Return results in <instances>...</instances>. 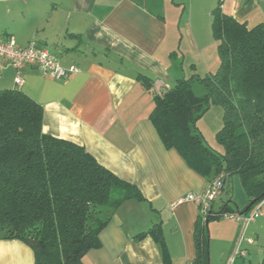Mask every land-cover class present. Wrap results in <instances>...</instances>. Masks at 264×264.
Instances as JSON below:
<instances>
[{
    "label": "crops",
    "instance_id": "crops-1",
    "mask_svg": "<svg viewBox=\"0 0 264 264\" xmlns=\"http://www.w3.org/2000/svg\"><path fill=\"white\" fill-rule=\"evenodd\" d=\"M219 4L249 28L264 24V0H0V40L12 38L20 47L34 42L64 68L79 69L56 80L28 65L18 86L16 70L1 61L0 91L16 89L36 101L45 134L85 148L145 198L121 205L84 264H166L153 238L136 239L155 224L162 226L168 264L194 261L199 208L171 205L202 194L209 180L176 149L165 148L150 119L153 92L137 77L152 80L158 92L180 79L214 74L220 59L211 16ZM233 177L213 213L226 204L237 212L248 206L245 195L235 198ZM208 223L209 264H263L264 206L248 227L222 218ZM33 255L21 241L0 239V264H35Z\"/></svg>",
    "mask_w": 264,
    "mask_h": 264
},
{
    "label": "trees",
    "instance_id": "trees-1",
    "mask_svg": "<svg viewBox=\"0 0 264 264\" xmlns=\"http://www.w3.org/2000/svg\"><path fill=\"white\" fill-rule=\"evenodd\" d=\"M211 17L220 59L214 74L180 79L158 92L152 80L137 77L153 92L150 119L165 148L176 149L209 182L238 176L248 199L242 212L226 204L206 220L199 217L192 264H209L208 222L227 213L248 215L264 201V24L249 28L221 4ZM194 83L202 96L194 95ZM212 107L223 110L215 136L221 151L208 147L198 128ZM43 113L23 92L0 91V239L29 245L35 264H84L121 205L145 198L85 148L45 134ZM145 237L160 245L168 264L162 226L152 225L136 239Z\"/></svg>",
    "mask_w": 264,
    "mask_h": 264
},
{
    "label": "built area",
    "instance_id": "built-area-1",
    "mask_svg": "<svg viewBox=\"0 0 264 264\" xmlns=\"http://www.w3.org/2000/svg\"><path fill=\"white\" fill-rule=\"evenodd\" d=\"M252 1H263V0H252ZM5 61L10 64L15 70L17 75L15 82L18 86L23 83L22 72L23 69L28 65L36 66L42 73L48 75L56 80L67 79L73 73H77L79 69L76 66L64 68L59 59L50 53L47 49L39 48L36 43L31 42L26 47H20L17 42L12 38L0 40V62ZM226 175L222 174L211 182L207 183V187L202 194H188L184 197L179 198L174 202L171 207L182 205L185 202H192L198 206V211L203 220H206L213 211L211 210L213 204L220 200L226 189ZM264 201L254 207L255 209L248 215L239 213H227L221 216L225 220H236L248 227L251 223L255 222L262 216V207ZM251 243V241H249ZM237 255L242 257L246 256L245 251H238Z\"/></svg>",
    "mask_w": 264,
    "mask_h": 264
},
{
    "label": "rangeland",
    "instance_id": "rangeland-1",
    "mask_svg": "<svg viewBox=\"0 0 264 264\" xmlns=\"http://www.w3.org/2000/svg\"><path fill=\"white\" fill-rule=\"evenodd\" d=\"M168 19V18H167ZM193 91L194 95L196 96H202L204 91L202 90V87L199 86L197 83L193 84ZM223 110L220 107H213L211 111L207 112L204 117L199 119L198 128L203 133L206 145L212 149H218V151H221V148L217 146L215 136L216 132L222 129L223 127ZM239 177L235 176L232 180V186H233V194L236 199H239L241 196L245 198V194L242 188L241 183H239ZM210 235V233H209ZM208 235V236H209ZM210 239V236H209ZM238 262L241 264H248V261H243L242 259H238Z\"/></svg>",
    "mask_w": 264,
    "mask_h": 264
},
{
    "label": "water",
    "instance_id": "water-1",
    "mask_svg": "<svg viewBox=\"0 0 264 264\" xmlns=\"http://www.w3.org/2000/svg\"><path fill=\"white\" fill-rule=\"evenodd\" d=\"M241 214V213H240ZM208 236V235H207ZM208 239H209V236H208Z\"/></svg>",
    "mask_w": 264,
    "mask_h": 264
}]
</instances>
